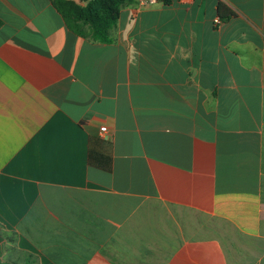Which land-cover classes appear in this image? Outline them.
Listing matches in <instances>:
<instances>
[{
	"label": "crops",
	"instance_id": "1",
	"mask_svg": "<svg viewBox=\"0 0 264 264\" xmlns=\"http://www.w3.org/2000/svg\"><path fill=\"white\" fill-rule=\"evenodd\" d=\"M54 2L0 0V264H264V0Z\"/></svg>",
	"mask_w": 264,
	"mask_h": 264
},
{
	"label": "trees",
	"instance_id": "2",
	"mask_svg": "<svg viewBox=\"0 0 264 264\" xmlns=\"http://www.w3.org/2000/svg\"><path fill=\"white\" fill-rule=\"evenodd\" d=\"M163 1L169 3V0ZM54 3L67 26L75 34L81 36L76 29L72 28L71 24L82 23L90 28L87 38L107 43L110 41V32L118 18L119 7L124 3V0H92L84 7L63 0H55Z\"/></svg>",
	"mask_w": 264,
	"mask_h": 264
},
{
	"label": "built area",
	"instance_id": "3",
	"mask_svg": "<svg viewBox=\"0 0 264 264\" xmlns=\"http://www.w3.org/2000/svg\"><path fill=\"white\" fill-rule=\"evenodd\" d=\"M137 6L139 8H147V7H151V6H155L159 3H162V0H135ZM219 21V18L216 19V22ZM105 128H101V132H104Z\"/></svg>",
	"mask_w": 264,
	"mask_h": 264
},
{
	"label": "rangeland",
	"instance_id": "4",
	"mask_svg": "<svg viewBox=\"0 0 264 264\" xmlns=\"http://www.w3.org/2000/svg\"><path fill=\"white\" fill-rule=\"evenodd\" d=\"M73 29H76V31L83 37H88L90 33V28L87 25H83L82 23H74L71 24Z\"/></svg>",
	"mask_w": 264,
	"mask_h": 264
}]
</instances>
